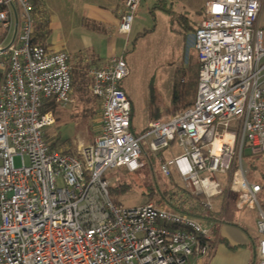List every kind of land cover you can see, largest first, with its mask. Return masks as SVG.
I'll list each match as a JSON object with an SVG mask.
<instances>
[{
    "label": "built area",
    "instance_id": "2783aa9c",
    "mask_svg": "<svg viewBox=\"0 0 264 264\" xmlns=\"http://www.w3.org/2000/svg\"><path fill=\"white\" fill-rule=\"evenodd\" d=\"M141 1L124 0L119 33H131ZM263 10L264 0L206 3L193 33L196 100L188 107L175 101L143 136L132 131L124 57L86 70L101 127L91 144L69 153L52 147L56 116L46 107L74 100L71 56L37 40L35 0H0V264H197L208 256L214 246L205 220L153 201L123 207L110 197L106 172L142 168L150 136L154 153L176 142L184 148L163 156L160 169L203 195L204 208L227 189L238 193L239 207L258 209L264 264L263 184L244 159L247 149L264 156ZM17 21L15 41L2 51Z\"/></svg>",
    "mask_w": 264,
    "mask_h": 264
},
{
    "label": "rangeland",
    "instance_id": "374dc122",
    "mask_svg": "<svg viewBox=\"0 0 264 264\" xmlns=\"http://www.w3.org/2000/svg\"><path fill=\"white\" fill-rule=\"evenodd\" d=\"M158 1L168 7L169 11L154 7ZM206 1L142 0L136 11L131 33L122 36L117 34V30L110 28L109 38L100 30L102 26L96 25L94 18L99 14L96 10L99 5L112 8L113 0H40L36 3L40 8L36 35L40 40L46 39L53 47L65 49L72 61H75L73 66L79 69L97 64L96 61L95 63L90 60L84 62L79 56L103 57L109 51L107 47L112 39L113 53L124 57L129 67V74L121 81V85L132 102L136 133L143 136L149 131L148 118L151 114L164 109H168L166 114L170 112L174 104L175 83H180L183 77L187 81L191 78L193 69H190L188 58L193 55L194 63L198 58V52L192 46L193 36L185 45L183 24L187 22L185 16L191 24H196L197 20L202 19L204 13L202 14L200 9ZM260 27L264 32V10L260 18ZM2 30L0 23V33ZM144 32L146 34H143ZM83 85L85 94L77 91L75 86L72 103L68 105L57 103L53 106L56 122L49 127V135L53 141L58 142L59 149L63 150L67 146L77 149L80 143L90 144L99 133L100 102L91 95L87 79ZM185 88L187 89L186 84ZM195 91L196 89L191 90V97L195 95ZM153 138L154 136H150L143 139L146 163L139 171L132 173L125 171L126 168H116L106 172L105 176L110 181L109 194L114 203L123 207H134L146 201H153L159 205L143 194L144 188L140 185L154 181L161 185L168 183L160 167L155 166L152 169L150 167L149 162L155 156L150 149V141ZM161 152L165 158H172L183 154L184 148L176 142ZM162 155L156 157L157 163L163 158ZM244 159L247 162L256 161L257 167L250 166L249 170L256 173L264 186V156L247 149ZM19 163V159L16 158V164ZM228 176L229 173L221 174L225 186H228ZM120 181H128L133 187L123 191L115 190ZM226 191L223 197L215 200L218 204L223 198L228 201L231 199L223 214L219 239L212 253L203 256L201 259L203 262L198 264H258L259 256L256 253L260 242L258 209L249 206L240 208L238 193L233 190ZM259 199L264 208V190L259 194ZM234 245L237 247H233Z\"/></svg>",
    "mask_w": 264,
    "mask_h": 264
},
{
    "label": "trees",
    "instance_id": "16d2710c",
    "mask_svg": "<svg viewBox=\"0 0 264 264\" xmlns=\"http://www.w3.org/2000/svg\"><path fill=\"white\" fill-rule=\"evenodd\" d=\"M161 3H162L161 1H158L157 3H155L154 7H159L163 9L164 11L168 12L169 8L164 6ZM200 12H202V9L200 10ZM183 26H184L183 39L185 42H187L189 34L194 33L196 31L197 25L191 24L189 21H187L183 24ZM146 31H149V30H146ZM143 34H146V32H144ZM192 62H193V58L191 55L189 56L190 69H193L191 76H190L191 78L187 81L186 78L183 77L181 82L175 83V86H174V100L180 101L186 107L190 106L191 104L195 102L196 97H197L196 94L198 91L199 62L198 60L195 61L194 63ZM77 84H78V88H77ZM185 84L187 85V89L185 88ZM75 86H76L77 91H81L82 94L83 93L85 94V88L83 85V81L78 80L77 77L74 80V87ZM193 89H196V91L194 92L195 95L191 97L192 94L190 92ZM189 95L190 97L188 98ZM53 106L54 105L48 104L46 108L53 110L54 109ZM90 112H93V111H90ZM48 139L51 141L52 147H56V148L60 147L58 145V142L53 141L50 135H48ZM63 150L65 152L74 153L76 148L73 149L72 147L67 146ZM160 154L162 155L161 151L155 153V156L151 158V161L149 162L151 169L154 168L155 166L157 168L160 167V161L159 163L156 162V157ZM252 166L254 168L257 167L256 161L252 162ZM124 170L127 172H130L126 169ZM166 177L168 179V183H164L163 185L158 183V181H154L150 183L149 182L141 183L140 185L142 186V188H144L142 191L143 194L149 197L150 199L155 200L160 206H167L169 209L188 213L189 215H192L198 219H202L210 223L212 227V235H213L212 244L213 246H215L216 241L219 239L218 238V224L223 221V217H222V213L224 210L223 205H222V208H217V207H214L213 209L204 208L202 204L200 203L204 198L203 195L194 194L190 190L186 189L175 173H172L170 176H166ZM132 187H133L132 183L128 181L127 182L120 181L119 185L115 187V190L123 191L128 188H132ZM226 193L227 191H224L222 194L218 195L216 198L222 197ZM227 243L229 244V242ZM233 247H237V246L234 245Z\"/></svg>",
    "mask_w": 264,
    "mask_h": 264
},
{
    "label": "crops",
    "instance_id": "0c3cea01",
    "mask_svg": "<svg viewBox=\"0 0 264 264\" xmlns=\"http://www.w3.org/2000/svg\"><path fill=\"white\" fill-rule=\"evenodd\" d=\"M40 0H35V3H38ZM208 1H210V0H207L206 2H205V4L201 7V9H202V14L204 13V8H205V6H206V3L208 2ZM113 2H114V5H113V7L112 8H110V7H107V6H104V5H99V8L98 9H96V10H98V12H99V14L96 16V18H94V20H95V23H96V25H101L102 27H101V31L102 32H105L108 36L107 37H109V38H111L110 36H109V32H108V30H110V28L111 29H114L116 32H117V34H120V35H124V34H121V33H119L118 32V26H119V24H120V21H121V14H122V6H123V3H124V0H113ZM155 5V4H154ZM200 9V10H201ZM36 12H37V21H36V25H37V22L39 21V19H40V16L38 17V13L40 12V8L36 5ZM90 18V17H89ZM203 18V17H202ZM201 19H199V20H197L196 21V24L195 25H198V22L200 21ZM185 21H188V17L187 16H185ZM129 35V34H128ZM127 35V36H128ZM193 36V33H190L189 34V36H188V39L189 38H191ZM106 39H108V38H106ZM37 40L39 41V42H42V43H44V44H46V46L49 48V49H51V50H54V51H61V50H65V49H62V48H58V47H53L51 44H48L47 43V41H46V39H44V40H40L38 37H37ZM185 42V41H184ZM192 42H193V37H192ZM109 43V42H108ZM186 43L187 42H185V45H186ZM192 46H193V44H192ZM186 47V46H185ZM194 47V46H193ZM108 49H109V51L103 56V57H82V56H79V58H83L84 59V62H85V60H87L88 62H89V60L90 61H96L97 62V64L96 65H94V66H89V67H86V68H81V69H79V68H76V67H74L73 66V63H75V61H72V58H71V65H72V68H73V76H74V80L76 79V77L78 78V80H81V81H85V79H84V77H85V72H86V70H88V69H90V68H92V67H96V66H98V65H101V64H103V63H105L106 61H108V60H110L112 57H114V56H118V55H116L115 53H113V49H112V39H110V44L108 45V47H107ZM66 51V50H65ZM192 58H193V55H192ZM194 59V58H193ZM188 60H189V58H188ZM198 60V58L196 59V61ZM95 62V63H96ZM198 62H199V60H198ZM74 89V88H73ZM90 90V89H89ZM90 92H91V90H90ZM91 95H92V93H91ZM73 98H74V96H73ZM173 102H175V100H174V95H173ZM131 104H132V102H131ZM132 109H133V107H132ZM166 112H168V109H164L163 111H157V112H155V113H153V114H151L150 116H149V118H148V126H149V122L151 121V120H153V119H155V118H159L160 116H163L164 114H166ZM100 114H101V112H100ZM99 120H100V117H99ZM131 124H132V131H133V133L136 135V136H141V135H139V134H137L136 132H137V129H136V127L134 126V122H133V110H132V114H131ZM100 131V130H99ZM91 144V143H90ZM163 156V155H162ZM253 162V161H252ZM252 162H249L250 163V165L252 166ZM264 174V173H263ZM263 190H264V186H263ZM262 190V191H263ZM223 197V196H222ZM230 201H231V199L229 198V201L227 200V199H224L223 198V201L222 202H220V203H215V207H217V208H222V205H223V207H224V210H223V213H222V217L224 216L223 214H224V211H225V209H227V206H228V204L230 203ZM241 208V207H240ZM210 224V223H209ZM220 224H221V222L218 224V237L220 236ZM211 225V224H210ZM259 245H258V250L256 251V253L258 254V256H259ZM212 253V252H211ZM210 253V254H211ZM201 263L203 262V261H200ZM199 262H197V264H198ZM200 263V264H201Z\"/></svg>",
    "mask_w": 264,
    "mask_h": 264
},
{
    "label": "water",
    "instance_id": "95a60500",
    "mask_svg": "<svg viewBox=\"0 0 264 264\" xmlns=\"http://www.w3.org/2000/svg\"><path fill=\"white\" fill-rule=\"evenodd\" d=\"M17 32H18V21L15 23V28H14V32L13 35L10 39V41L2 48V51H6L15 41V38L17 36Z\"/></svg>",
    "mask_w": 264,
    "mask_h": 264
}]
</instances>
